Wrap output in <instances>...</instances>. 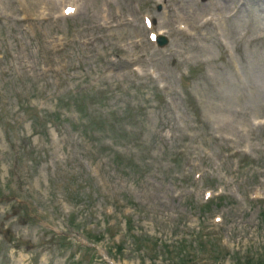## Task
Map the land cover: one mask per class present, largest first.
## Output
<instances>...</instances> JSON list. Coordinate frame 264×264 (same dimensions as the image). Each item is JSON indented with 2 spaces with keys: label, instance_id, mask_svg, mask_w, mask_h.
Masks as SVG:
<instances>
[{
  "label": "rangeland",
  "instance_id": "rangeland-1",
  "mask_svg": "<svg viewBox=\"0 0 264 264\" xmlns=\"http://www.w3.org/2000/svg\"><path fill=\"white\" fill-rule=\"evenodd\" d=\"M237 2L226 12L214 4L200 11L189 38L176 31L182 22L158 0H83L74 17L33 23L21 20L17 0H0V50L12 54L8 63L0 62V89L16 81L35 97L39 113L54 120L49 134L40 130L46 136H38L16 98L0 114V195L20 203L13 208L0 200V264H73L69 247L55 234L71 245L83 235L64 221L74 207L60 193L53 199L52 191L55 176L69 171L96 192L90 202L95 215L79 208L77 224L98 228L107 216L114 221L121 215L114 200L128 196L138 203L134 215L126 204L120 210L133 216L138 233L169 239L182 230L193 233L204 222L227 249L220 264L260 253L264 0ZM110 11L121 18L119 29H100ZM144 17L153 20L154 31H169L172 49L149 41ZM205 19L214 24L199 29ZM136 40L141 47L135 49L144 54L140 69L133 66L138 72L107 78L104 59L118 49L128 54ZM188 65L197 72L182 81L180 72ZM93 117L98 124L91 125ZM3 118L11 124L4 127ZM245 157L252 161L246 164ZM216 193L225 196L220 207L204 215L191 207ZM131 241L121 252L113 248L112 256L103 252L116 264H175L165 258L152 262ZM89 255L79 264H109Z\"/></svg>",
  "mask_w": 264,
  "mask_h": 264
},
{
  "label": "bare ground",
  "instance_id": "bare-ground-1",
  "mask_svg": "<svg viewBox=\"0 0 264 264\" xmlns=\"http://www.w3.org/2000/svg\"><path fill=\"white\" fill-rule=\"evenodd\" d=\"M200 1H202V0H200ZM203 1H206V0H203Z\"/></svg>",
  "mask_w": 264,
  "mask_h": 264
}]
</instances>
